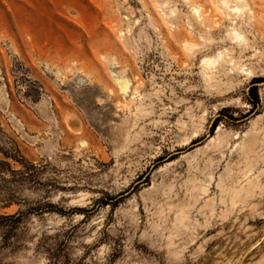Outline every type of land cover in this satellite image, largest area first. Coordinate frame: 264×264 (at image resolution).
<instances>
[{"label": "rangeland", "instance_id": "374dc122", "mask_svg": "<svg viewBox=\"0 0 264 264\" xmlns=\"http://www.w3.org/2000/svg\"><path fill=\"white\" fill-rule=\"evenodd\" d=\"M233 2L0 0V264H264V0Z\"/></svg>", "mask_w": 264, "mask_h": 264}, {"label": "trees", "instance_id": "16d2710c", "mask_svg": "<svg viewBox=\"0 0 264 264\" xmlns=\"http://www.w3.org/2000/svg\"><path fill=\"white\" fill-rule=\"evenodd\" d=\"M259 80L260 79H252L251 82H250V86L248 88V102L252 106L251 109L255 108V106L258 104V100H257V97L255 95L254 86L256 85L257 82H259ZM216 124H217V118L214 119V121H213V123L211 125V130L214 129Z\"/></svg>", "mask_w": 264, "mask_h": 264}, {"label": "bare ground", "instance_id": "6f19581e", "mask_svg": "<svg viewBox=\"0 0 264 264\" xmlns=\"http://www.w3.org/2000/svg\"><path fill=\"white\" fill-rule=\"evenodd\" d=\"M215 1H216L217 3H224L225 1H228V0H215ZM233 1H234V2H233ZM236 1H237V2H240V0H232L233 3H235ZM221 6H222V5H221ZM225 6H226V4H225ZM234 8H235V7H234ZM234 8H233V9H234ZM224 12H225V11H224ZM225 15H226V14H225ZM190 47H191V46H190Z\"/></svg>", "mask_w": 264, "mask_h": 264}]
</instances>
